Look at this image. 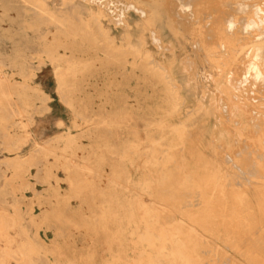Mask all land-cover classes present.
<instances>
[{
  "label": "rangeland",
  "instance_id": "374dc122",
  "mask_svg": "<svg viewBox=\"0 0 264 264\" xmlns=\"http://www.w3.org/2000/svg\"><path fill=\"white\" fill-rule=\"evenodd\" d=\"M47 1L55 16L71 14L70 6H61L59 0ZM247 1L264 11L261 1ZM13 2L7 12L11 18H1L0 7V78L13 84L25 82L30 91L13 94L10 106L0 108V264L23 260L25 264H147L140 262V256L148 254L155 260L159 254L168 258L175 254L173 264H264V212L257 208H264V186L259 188L261 193L242 197L239 188L227 189V179L214 169L216 142L232 143L235 148L251 139V131H239L253 130L252 116H244L257 107L258 102L249 98L251 93L231 82L235 98L228 103H245L246 108L230 110L235 111V121L222 117L223 106L217 105L214 88L226 82L227 73L209 71L212 81L205 80V69L200 85L195 83L199 60L205 59L199 57L201 53L195 57L187 44L184 64L189 67L185 78L190 91L180 89L176 104L160 100L169 97V85L160 82L158 72L148 70L152 63L140 54V29L130 17L139 19L140 14L131 4H117L115 10L108 7L101 13L92 3L90 14L99 19L100 28L91 24L88 12L82 17L94 41L87 44L77 36L73 39L80 48L77 52L71 54L58 45L50 55L39 46L40 39L64 43L70 39L57 36L59 27L51 22L40 23L24 39L18 9L32 5ZM27 14L33 21L35 14ZM126 31L131 34L127 38ZM142 32L152 61L183 63L182 50L161 47L147 29ZM165 32L164 42L177 44L168 29ZM235 42L244 44L242 39ZM108 45L116 50L113 60L105 59L110 57ZM27 54L25 70L18 73L23 58L19 56ZM202 65L206 67L204 61ZM127 70H140V77L127 76ZM170 71L180 84V74L175 68ZM63 80L66 84L59 86ZM132 82L140 86L133 87ZM128 83L130 104L122 110V87L126 91ZM184 95L194 100L193 108L184 109ZM211 118L218 126L210 125L213 140L205 166L199 126ZM184 135H189V143L183 141ZM202 165L208 166L204 176ZM191 174L204 187L199 189L203 194L189 185ZM175 239H183V244L175 245Z\"/></svg>",
  "mask_w": 264,
  "mask_h": 264
},
{
  "label": "bare ground",
  "instance_id": "6f19581e",
  "mask_svg": "<svg viewBox=\"0 0 264 264\" xmlns=\"http://www.w3.org/2000/svg\"><path fill=\"white\" fill-rule=\"evenodd\" d=\"M7 1L8 4L1 2V18H11L7 15V12L9 8H11L9 4L14 5V2L13 0ZM18 1V4L22 3L26 5L29 3L30 5H32V8L30 9L25 7L18 9L19 17L21 19L19 22V28L22 34L21 36L24 39H27L28 31H32L34 27H37L40 23L46 24L48 22H51L55 24L56 27H59L56 31L57 36L62 35L63 37H67L70 39L68 43L61 42L59 39H54L49 42H44V39H40L39 46L42 50H46L50 55L56 53L58 45L62 46L64 50H69L71 54L77 52L80 48H78V46H75L74 44H76V42L73 41V39H76L77 36L79 38H82L83 42L87 44H90L91 39L92 42L94 41V37L92 35L93 32L87 28L88 26L82 17L83 12H88L90 18H92L91 24H95L97 28H100L99 19L95 15L90 14V6L92 3L96 4L98 9H102L100 10L101 13L106 11V9L108 10V7H112L115 10L117 4H131L135 6L136 12L140 14L138 16L139 19H136L134 15L130 16L134 18L133 22H135L136 27L140 29V54L147 59V63H152L148 64V70H150L151 72H158L157 75L160 78V82L169 85V87L166 88V92L169 93V97H161L159 98L160 100H163L166 103L176 104L180 101V89L190 91L187 87L189 79L185 78V74L189 70V67L184 64L185 59L188 57L186 54V45L188 44L195 57L198 56V53H201L199 57L205 59L203 61L206 64V67H202L203 61L201 62V59L199 60V64H201L199 68L200 72L197 75L198 77L195 83L200 85V79L202 80L201 77L204 74L203 70L205 69L206 71H208V77L204 76L205 80L210 79L212 81V77L209 75V71L212 72V75L219 74L223 71L227 73L226 82L223 85L214 88L216 93L214 98L217 101V105L219 103H222L223 106L221 111L222 117L227 120L230 118L231 120L235 121V118L233 116L235 114V111L230 110L233 109L238 111L242 108H246V106H244L245 103L235 105H230L228 103L234 97V92L236 90V87L232 84L241 86L239 89L246 91L245 93H251V97L249 98L253 100L255 99L258 102L257 107L262 108V106H264V38H261L264 37V27L261 25L262 22H264V11L263 7L258 4L255 5L253 4V2L249 3L247 0H110V2H108L107 0H102L103 2H101L100 0H59V4L61 6L64 7L68 5L71 8V14L65 17H61L58 15L60 17L59 18L58 16H55L50 10L47 0ZM254 1H261V3L264 5V0ZM103 3H105L104 8L101 7ZM27 12H32L35 14V16L32 18L33 21H28ZM249 12L253 14L255 19H253V17L249 15ZM107 15L108 14L103 15L102 17L106 19ZM163 15H165V20L163 19ZM251 28L253 30H257L258 32L254 33ZM144 29H147L149 31L150 36L153 37L154 40L156 39L160 43L161 47L169 49L177 47L179 50H182L181 55H186V57L183 59V63L180 62L175 66L172 62L166 60L164 62H166L167 64L158 65V61H152L149 58L148 50L145 46V40L142 38V30ZM167 29L170 33L169 35H172L176 38L177 44H166L164 42V38L166 37L165 34H167V32L165 31H167ZM46 34L47 32H45L43 38L46 37ZM99 34L106 36V34L101 30H99ZM130 35L131 34L128 31L125 32L126 38ZM178 37H181L182 40H178ZM256 37H259L261 39H257ZM241 39L244 40V44L242 46L241 42L238 43V41ZM235 41H237L238 44H236ZM114 53H116V50L114 51L113 47L109 46L108 54L110 57L108 58L105 56V59L113 60L115 58L114 55H116ZM19 57L23 58L22 61L17 65L18 73L25 70L23 60H25L29 56L27 54ZM173 57L174 56H172L171 58ZM188 61V65H190L192 60L188 59ZM237 65L238 67H236ZM173 68H175L177 73L180 74V84L175 80L174 75L170 71ZM195 68H198V66H196ZM58 83L59 86H62L66 84V81L63 80V82L59 81ZM246 87H248V89H246ZM29 89V86L25 82L22 84H13L11 81L0 78V108L6 109L10 106L11 102L13 101V94L16 96H18L19 94H25L30 91ZM239 100L242 101L244 100V98H240ZM68 106L72 107L69 103ZM257 107L252 106L251 113L244 115L249 118L250 116H252L250 122L253 125V130H239L241 132L248 133L251 131L252 136L248 142L243 141L245 140L244 138H240V140L243 142H241V144L235 148H233L232 143L227 144L223 141L215 143L217 148L215 150V155L217 156V159L214 162V169L217 168L218 171L223 173L222 178L224 179V181L225 179H227V189L229 187H233L235 189L239 188L237 190V194L245 198L247 196H250L251 194H253V196L255 194H258L257 191L261 193L262 190H259V188L264 186V156L262 157L264 153V144L262 146L260 143H264V109L262 110ZM225 130L233 132L235 129L225 128ZM182 139L185 143H189V135H184ZM212 140L213 138L210 139L211 142H209V144L207 145L208 149L210 148V143H212ZM192 143L193 142H191L190 144ZM171 147L176 148V144H171ZM154 149H156V147ZM260 158H263V163H261ZM188 177L189 175L187 176V178ZM185 180L186 175L184 181ZM257 180H260V182H258ZM181 185V187L183 188L186 184L183 185L182 183ZM189 185L193 187L196 194L199 195L204 193L203 191H199V189H202L204 187L200 186V182L197 180L196 176L192 174L191 178L189 179ZM204 203H206L205 199ZM257 208L258 211L264 212V208L261 205H258ZM117 209L122 210L123 207L119 206L117 207ZM128 209L130 210V208ZM149 210L150 209L148 208L147 212ZM262 216L264 217V214H262ZM167 219L168 217L165 219V221H167ZM128 221H130V219L127 220V222ZM166 223H169V221H167ZM185 226V228L188 227L187 225ZM255 231L254 234L256 233ZM175 234H178V232H175ZM257 236L258 235H256V237ZM204 239L205 238H203V240ZM182 240L183 239H175L173 240V243L179 246L183 244L184 240ZM153 242L154 241L151 239L148 241V243H150L151 245L153 244ZM250 243L252 244L253 242ZM205 245L207 244L205 243ZM209 245L214 244L211 243ZM158 256L159 258L155 260L152 254L144 255L143 257L141 255L140 262L142 259L143 261H146L147 264H155L161 260L163 261L161 264H165L166 262H171L173 264L177 262V255L175 254L170 255L169 258L168 256L163 254L162 256L160 254ZM222 263L224 264V262ZM21 264H25V261L23 260Z\"/></svg>",
  "mask_w": 264,
  "mask_h": 264
},
{
  "label": "crops",
  "instance_id": "0c3cea01",
  "mask_svg": "<svg viewBox=\"0 0 264 264\" xmlns=\"http://www.w3.org/2000/svg\"><path fill=\"white\" fill-rule=\"evenodd\" d=\"M127 72V76H130V77H140V70H135V71H131L130 72V70H127L126 71ZM125 72V73H126ZM132 73V74H131ZM125 76V74H122V76ZM124 81L122 80L121 81V84H123L124 85V83H123ZM127 86V90L125 91L124 89H123V87H125V86H123L122 87V94H121V103H122V105H121V108H122V110L125 108V104L127 105V106H129V101H128V99H129V90L128 89H130L129 87H130V85H129V83H128V85H126ZM131 86H133V87H139L140 85H136L134 82H132V84H131ZM125 92L127 93V94H125ZM185 96V95H184ZM197 96L199 97L200 96V91H199V89H197ZM186 97V103L185 104H183L184 105V109H191V108H193V106H194V100L192 99V98H190L189 96H185ZM190 104V105H189ZM207 104V103H206ZM186 105H188V106H190V107H188L187 108V106ZM59 120H61V121H63V119L62 118H60ZM138 120H140V119H138ZM58 121V120H57ZM198 120H197V118L196 119H194V123H196ZM196 124H198V123H196ZM215 124V120L214 119H212L211 118V120H209V119H204L203 121H202V124L199 126V130H201L200 131V135H201V140H200V142H201V157H202V159L204 160V161H206L205 162V166L208 164V157H209V154H210V149H208L206 146H207V144L209 143V142H211L210 141V125L212 126V125H214ZM216 125V124H215ZM216 126H218V125H216ZM207 148V149H206ZM205 166H204V168H203V165H202V168L203 169H206L205 171H206V173L205 172H201V174L203 175H205V174H207L208 172V169H207V167L205 168ZM203 175V176H204ZM202 176V177H203Z\"/></svg>",
  "mask_w": 264,
  "mask_h": 264
}]
</instances>
